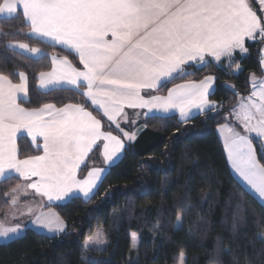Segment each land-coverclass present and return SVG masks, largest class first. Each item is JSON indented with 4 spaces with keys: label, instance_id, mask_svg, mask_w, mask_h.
<instances>
[{
    "label": "trees",
    "instance_id": "16d2710c",
    "mask_svg": "<svg viewBox=\"0 0 264 264\" xmlns=\"http://www.w3.org/2000/svg\"><path fill=\"white\" fill-rule=\"evenodd\" d=\"M248 2L264 20L260 5ZM18 43L39 48L43 57L32 59L8 47ZM245 47L248 57L236 54L231 66L226 61L219 66L208 61L203 67L187 68L184 76L157 91L144 93L145 98L165 97L177 85L199 83L211 76L216 89L210 102L217 107L186 123L177 117L144 118L136 111H127L129 122L121 130H145L134 144L126 145L123 158L108 170L93 197L45 209L55 211L66 223V233L50 238L26 230L21 239L0 246V264H180L181 253L185 264H264V242L259 239L264 237V206L233 177L217 135L239 101L250 96V78L264 77L260 63L264 41L247 42ZM50 57L67 58L82 70L73 53L32 37L22 14L0 19V75L19 84V73L25 74L29 97L19 104L22 108L81 105L101 121L103 132L124 141L120 130L80 91L38 90L39 74L52 70ZM135 117L137 121L130 125ZM252 141L258 161L264 164L261 145ZM18 149L20 160L42 155L26 138L18 140ZM95 168H103L101 146L88 158L79 180ZM20 185L17 178L0 183V218L9 213L13 189ZM177 216L183 221L181 230L176 229ZM97 231L105 237L103 250L86 249V242ZM133 234L139 238L136 252Z\"/></svg>",
    "mask_w": 264,
    "mask_h": 264
},
{
    "label": "snow or ice",
    "instance_id": "6c2138e0",
    "mask_svg": "<svg viewBox=\"0 0 264 264\" xmlns=\"http://www.w3.org/2000/svg\"><path fill=\"white\" fill-rule=\"evenodd\" d=\"M20 6L31 33L74 51L84 68L78 70L67 58L58 62L54 59L58 67L39 74L40 88L58 84L72 89L83 87L81 94L103 109L113 122L125 105L147 108L149 112L178 109L186 118L191 108L202 109L208 104L206 97L213 77L177 85L166 97L145 99L141 89H155L165 78L183 71L182 65L190 61L203 63L206 55L216 61L227 57L231 66L235 50L248 51L246 39L253 40L258 34L264 41V20L248 0H3L0 14L11 16ZM8 47L32 54L40 52L24 43ZM260 53L264 66V48ZM19 76L22 83L13 84L8 76L0 75V178L10 179L12 173L26 181L35 177L27 188L49 201L63 199L73 188L87 197L103 170L92 169L85 179L77 180V169L98 140L106 141V161L112 160L123 143L110 132H103L101 121L81 105L57 109L45 104L38 110L20 107L17 94L27 97L28 89L25 74L21 72ZM252 81L253 91L240 103L236 118L245 133L264 138V80L257 84L253 76ZM22 131L33 142L43 138V155L18 159L16 139ZM222 131L227 133L225 146L233 169L264 199V164L255 155L252 139L230 126ZM124 135L129 140L135 138L127 132ZM12 203H16L15 197ZM37 222L49 231L64 230L58 217H37ZM182 227L183 221L177 216L176 229ZM18 230L0 226V236L8 237ZM259 239L264 242V237ZM180 258L183 264V253Z\"/></svg>",
    "mask_w": 264,
    "mask_h": 264
},
{
    "label": "crops",
    "instance_id": "0c3cea01",
    "mask_svg": "<svg viewBox=\"0 0 264 264\" xmlns=\"http://www.w3.org/2000/svg\"><path fill=\"white\" fill-rule=\"evenodd\" d=\"M254 1L257 2V0H254ZM259 5H260L261 9L264 10V3H263V4L260 3ZM19 13L22 14V6H20V9L18 10L17 13L12 14L11 16H9L7 13L0 14V19H2V20L12 19V18L16 17ZM22 15H23V14H22ZM23 17H24V16H23ZM24 20H25V22L28 24V22H27V20H26L25 17H24ZM28 25H29V24H28ZM31 36L34 37L35 39H38V40H40V41L46 43V44H49V45H52V46H56V47H59V48H62V49H65V50L69 51V50L66 48V46H64V45L56 44V43H54V42H52V41H50V40H45L44 38L39 37V36H36V35L33 34V33H31ZM256 41H261V39L259 38V35H258V34H257L256 38L253 39V40H248V39H246V40H245V44H246L247 42H256ZM11 49L14 50V51H17V52L21 53L22 55H25V56H27V57H30V58H32V59H40L41 57H43V54H42L41 52H39V53H37V54H32V53H29V52L23 51V50H21V49H19V48H11ZM69 52H70V51H69ZM235 52H238V53H235ZM71 53H73L74 55H76L77 58L79 59L78 54H76L74 51H71ZM234 53H235V55H236V54L241 55V52H240L238 49L235 50ZM54 59H55L57 62H58L59 60H62L61 58H58V57H50V61H51V63H52V70H53L54 67H58V64H54ZM226 59H228V58H227V57H221V60H220V61H216L213 57L206 55V56H205V61H204L203 63L198 62V61H190L188 64L182 65V69H183V71H181V72H177V73H174V74H173V77H171V78H165V80H164L163 82H161V83H160L155 89H147V88H145V89H141L140 94H141V96L144 97V93H146V92H154V91H157L158 89H160V88H161L164 84H166L167 82L173 80V79L176 78V77H180V76H182V75L185 73V70H186L187 68H190V67H202V66H204L208 61H212V62L215 63L216 65H217V64H218V65H221L222 62H225V61L229 63V61H227ZM79 61H80V60H79ZM80 64H81V63H80ZM81 66H82V70H81V71H83V70H84L83 65L81 64ZM228 66H229V65H228ZM262 68H263V66H262ZM52 70H51L50 72H52ZM50 72H49V73H50ZM263 72H264V71H263ZM252 77H253V76H252ZM252 77L250 78V83H251L252 91H253V84H252V81H251V80H252ZM20 83H22L21 79H20ZM20 83H19V84H20ZM184 84H186V83H184ZM26 86H27V89H28V80H27V78H26ZM174 88H175V87H174ZM215 89H216V80L213 78V81H212V83H211V86L209 87L208 94H207V97H206V99H207V101H208V104H207L206 106H204L202 109H201V108H196V107L191 108V109L189 110L188 116H187L186 118H182V117H181L180 112H179L178 109H172V110H170V111H168V112H164V111H162V110H159V111H158V110H153V111L149 112L147 108H130V107H127V105H125V106L123 107V112H122V114L119 115V116H117L116 121L113 122V121H109L108 118L104 115V113H103V109H101L98 105H93V104L91 103V100H90L89 98H87V97H85V96H84V97H85L86 100L89 102V104H90V105H91V106H92L97 112H99V113H100V114H101V115H102V116H103L108 122L114 124V126H115V125L117 126V124H119V125L122 126V127H121L122 129H126V128H127V123L125 124L124 122L126 121V118H127V116H126V112H127V111H136V112H138L139 114H141L144 118H171V117H177L178 120H179L180 122H182V123H186V122H188V121H190V120L195 119L196 117H199V116L204 115V114H206V113L212 112V111H214V110L216 109V107H217L214 103L210 102V97H211V96L213 95V93L215 92ZM38 90H39L41 93H49V92L54 91V90H74V91H80V92L82 93V92L84 91V88L81 87V88H79V89H72V86H70V85H67V84H58V85L51 86L50 88H47V89H42V88H40V80H39V77H38ZM28 97H29L28 94H27V97H25V96L23 95V93H18V94H17V103L20 104L21 102H27V101H28ZM165 97H166V96H165ZM144 98H145V97H144ZM145 99H149V98H145ZM242 100H243V101H246L247 98H246V99H242ZM242 100H240V101L242 102ZM240 101H239V103H241ZM239 103H238V105H237V107H236V110L234 111L233 114H235V113H237V112L239 111V107H238V106L240 105ZM20 107H21V106H20ZM145 113H147V115H145ZM127 122H128V121H127ZM122 123H123V124H122ZM226 126H230V127H232L235 131L240 132L241 134H243V131H242V129L239 127V125H238L235 121H231V122H230V120H229V122H228L226 125L221 126V127H219V128L217 129V135H218V137H219V139H220V141H221V143H222V145H223L224 152H225V155H226V159H227V162H228V165H229L230 171H231V165H230V163H229V159H228V155H227V150H226V148H225V143L223 142L222 136H221V134H220L221 131H222V129H224ZM237 126L241 129V131H239V130L237 129ZM101 130H102V125H101ZM144 130H145L144 128H136V129H135L134 131H132V132H127V133H129V134H133V135H134L135 138L132 139V140L127 139V137L124 135V133H125L126 131L121 130L120 132H121V135L123 136V139H124V141L121 140V142L123 143L124 147H123L122 149H120V151L117 152L115 156H113L112 160H107V161H106V160H105V157H104V149H103V146H104V144L106 143V141H104L103 139H101V140H98V141L96 142V144L93 146L92 150H91V151L87 154V156L85 157L84 162H83V163L80 165V167L77 169V173H76V179L79 180V178H78V177H79V173H80L81 169H82V168L85 166V164L87 163L88 158L91 156V154L96 150V148H97L98 146H101V159H102V166H103V168H101V169H102L103 171L101 172L100 178L96 181V185H95V187L92 188V191L89 193V195H88L87 197H85L84 194H83V192L79 191V189H77V188H73L72 192H70V193H69L67 196H65L63 199H61V200L53 199V200L49 201L47 197H44V196H42V195H38V194H36L35 190L27 188V184H28V183H31V182H34L37 178L33 177L31 181H26V180H24L23 178L19 177V174H17V173H12L11 178H17V179H19V180L22 181V185H20V186H19V187L13 192L12 199H13V197H15V193H16L17 190H19V189H23V190L25 191V195L19 200V202H20V204H21L22 206L25 207L26 205H28V202L30 201V198L28 197V192L35 193V194H36V196H35V200L42 198V200H44V201L46 202L45 206H44L42 209H43V211H45V212H47V213H48L50 210L47 211V210H45L46 208H49V207H55V206H63V205H65V204H67L68 202H70L72 199L80 198V199H82V200H84V201H89V200L93 197V195L96 193L97 189L99 188V186H100V184L102 183V181H103V179L105 178V176L108 174V170H109L110 168L114 167L115 165H117V164L121 161V159L123 158V155H124V151H125L126 145H128V144H134V143L138 140V138L142 135V133L144 132ZM102 131H103V130H102ZM225 134H227V133L225 132ZM20 138H26V139H28L29 142H30V144H31V146L33 147V149L41 151V152H42V155L44 154V151H43L44 140H43L42 137H37L36 141L33 142L31 136H29V135L27 134L26 131H22V132H20V133H17V139H16L17 149H18V140H19ZM17 157H18V159H19V149H18V152H17ZM95 169H100V168H95ZM231 173H232V172H231ZM5 180H8V179L0 178V183H2V182L5 181ZM31 197H32V196H31ZM12 199H11V201H12ZM28 200H29V201H28ZM11 206H12V204H11ZM11 208H12V207H11ZM10 211H11V209H10ZM10 211H9V212H10Z\"/></svg>",
    "mask_w": 264,
    "mask_h": 264
},
{
    "label": "rangeland",
    "instance_id": "374dc122",
    "mask_svg": "<svg viewBox=\"0 0 264 264\" xmlns=\"http://www.w3.org/2000/svg\"><path fill=\"white\" fill-rule=\"evenodd\" d=\"M235 53H238V52H235ZM235 53H233V55H232V61H233V59H235V56H236ZM241 56H242V58L248 57V52L241 53ZM226 60L229 61V59H226ZM262 69L264 71V66H263ZM235 73H236V75H238L240 73V70L239 69L236 70ZM184 75H185V73L182 76H184ZM255 78H256V83L257 84H259V82L261 80H264V77L263 78L255 77ZM252 84H253V81H252ZM229 120H230V122L231 121H235L239 125V127L242 129L243 134H247V135L250 136L251 139L256 140L261 145V148L264 151V138L257 137L255 133H250V134L249 133H245V130L243 128L242 122L239 121V120H237V118H236V113L233 114ZM127 121L129 122L128 117L126 118V121L124 122L125 124L127 123V125H128V122ZM136 121H137V119L135 117V119L132 120V121H130L129 124L132 125ZM131 122H132V124H131ZM121 127H122L121 125H119V127H117L115 125V128L117 130H120V131H121ZM220 134L222 136L223 142L225 143V136H226L225 131H221ZM252 143H253V141H252ZM253 147L255 149V155H256V148H255L254 143H253ZM225 148H226V146H225ZM226 150H227V148H226ZM227 155H228V159H229L228 150H227ZM256 157H257V155H256ZM229 163L231 165V172H232L233 177L253 197H255L256 200L261 205L264 206V199H261L258 196V194H256L253 190H251L250 187H248L246 185V183L242 180V178L239 177V175L233 169L232 163H231V160L230 159H229ZM24 195H25V191L23 189L17 190L16 193H15L16 203L13 204L12 201H11V204H12L11 211L4 218H0V226H3L5 228H15V227H18V229H19L18 232H16V233H10L8 237H2V236H0V246L1 245H7V244H9V243H11L13 241H16L18 239H21L23 237V235H24V233H25L26 230H33V231H35L38 234H42V235L48 236L50 238L58 237V236H61V235H63V234L66 233V230H67L66 223L57 215V213L55 211L50 210L48 213L45 212V211H43L42 208L45 206L46 202L44 200H42V198L35 200L36 194L35 193L28 192V197L30 198V201L28 200L29 201L28 202V205H26L24 207L19 202V200ZM50 216L58 217L59 220L63 222V225H64V230L63 231H55V230L49 231V229L43 227L42 224H40V223L37 222V217H40L43 220V219H47ZM98 234H99V237H100L99 240L97 239ZM138 244H139V238L135 235V247H133V236H132V248H133L134 252L137 251ZM104 246H105V237H104L102 231H97L93 235V237L90 238L86 242V244H85L86 249H93L94 251H102L103 248H104ZM184 262H185V258L183 260V264H185ZM180 264H181V261H180Z\"/></svg>",
    "mask_w": 264,
    "mask_h": 264
},
{
    "label": "built area",
    "instance_id": "2783aa9c",
    "mask_svg": "<svg viewBox=\"0 0 264 264\" xmlns=\"http://www.w3.org/2000/svg\"><path fill=\"white\" fill-rule=\"evenodd\" d=\"M257 3L260 4L262 3V0H257ZM263 4V3H262ZM263 18H264V10H262Z\"/></svg>",
    "mask_w": 264,
    "mask_h": 264
}]
</instances>
